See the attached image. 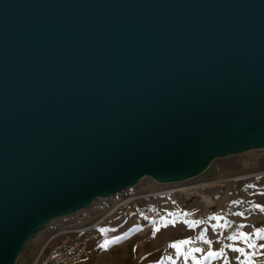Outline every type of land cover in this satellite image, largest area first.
Segmentation results:
<instances>
[{"label": "water", "instance_id": "1", "mask_svg": "<svg viewBox=\"0 0 264 264\" xmlns=\"http://www.w3.org/2000/svg\"><path fill=\"white\" fill-rule=\"evenodd\" d=\"M264 149V0H0V264L149 176Z\"/></svg>", "mask_w": 264, "mask_h": 264}, {"label": "rangeland", "instance_id": "2", "mask_svg": "<svg viewBox=\"0 0 264 264\" xmlns=\"http://www.w3.org/2000/svg\"><path fill=\"white\" fill-rule=\"evenodd\" d=\"M217 163L221 165L217 167ZM193 190L207 194L211 203L206 205L197 194L186 195ZM112 221L114 226L126 228L132 240L146 239L135 256L136 264H194L192 257L200 264H225V258L229 264H247L245 253H264L258 248L264 243V149L216 158L201 173L186 180L160 183L144 176L132 187L96 198L88 208L54 219L39 229L20 252L16 264L63 233L86 232L98 224L99 229ZM257 229L261 230L259 236ZM241 232L246 234L244 238L227 239ZM201 233L203 240L198 239ZM186 239L190 242L179 252L170 247ZM250 243L254 247L249 248ZM222 247V256L205 258L208 251L219 252ZM193 248L201 251L187 255ZM234 248H243L244 253ZM250 259L264 264V255Z\"/></svg>", "mask_w": 264, "mask_h": 264}, {"label": "crops", "instance_id": "3", "mask_svg": "<svg viewBox=\"0 0 264 264\" xmlns=\"http://www.w3.org/2000/svg\"><path fill=\"white\" fill-rule=\"evenodd\" d=\"M220 165V163L216 164L217 167ZM113 223L114 221L104 223L99 229L97 228L98 224L86 232L79 230L69 231V233H63L55 239L74 240L80 238L82 234L89 236L90 241L87 251L76 264H136L135 256L142 251L143 246L146 244V239L134 241L127 237L126 228L116 227ZM91 231H94L93 234H91ZM105 241H108L107 245L101 247L100 245L105 244ZM39 250L37 249L30 253L20 264H29Z\"/></svg>", "mask_w": 264, "mask_h": 264}, {"label": "built area", "instance_id": "4", "mask_svg": "<svg viewBox=\"0 0 264 264\" xmlns=\"http://www.w3.org/2000/svg\"><path fill=\"white\" fill-rule=\"evenodd\" d=\"M89 241L90 238L87 234H82L80 238L74 240L51 239L30 264H76L86 253Z\"/></svg>", "mask_w": 264, "mask_h": 264}, {"label": "snow or ice", "instance_id": "5", "mask_svg": "<svg viewBox=\"0 0 264 264\" xmlns=\"http://www.w3.org/2000/svg\"><path fill=\"white\" fill-rule=\"evenodd\" d=\"M249 187H252V186L249 185ZM234 203H235V202H234ZM257 207H259V206H257ZM238 215H243V213H238ZM196 223H199V221H197ZM190 226H191V224H190ZM260 232H261V230H260V229H257V230H256V235L259 236V235H260ZM245 235H246L245 233L241 232L239 236L233 234V235H230L227 239H229V240H237V239L244 238ZM198 239L203 240V239H204V234L201 233L200 236L198 237ZM262 239H264V237H262ZM189 242H190V241L187 240V239H186V240H182V241H178V242H174V243L170 244V247L176 249V251L179 252L181 246L184 245V244H188ZM205 242L211 244V241H205ZM107 243H108V241H105V244L100 245V246H101V247H105V246L107 245ZM227 247L232 248L233 246H232V245H228ZM248 247H249V248H252V247H254V244L250 243V244L248 245ZM258 248H259V249H264V243L259 244V245H258ZM233 250H234V251H239V252H241V253H244V249H243V248H234ZM200 251H201L200 248H193V249L190 250V252H189L187 255L190 256L192 252H200ZM223 254H224V248L222 247V248L220 249L219 252L208 251V252L206 253L205 258H210V257H211V258H216V257H220V256H222ZM256 255H264V253H261V252H259V251H257V252H252V253H245V257H246L247 264H255V262H253V261L250 259V257H251V256H256ZM192 259H193V261H194V264H200V261L197 260L195 257H192ZM235 259L239 260L240 258H239V257H235ZM157 264H158V262H157ZM225 264H229L227 258H225Z\"/></svg>", "mask_w": 264, "mask_h": 264}, {"label": "bare ground", "instance_id": "6", "mask_svg": "<svg viewBox=\"0 0 264 264\" xmlns=\"http://www.w3.org/2000/svg\"><path fill=\"white\" fill-rule=\"evenodd\" d=\"M191 194H197L206 205L211 203V198L207 194L197 193V191H194V190L186 192V195H188V196Z\"/></svg>", "mask_w": 264, "mask_h": 264}]
</instances>
